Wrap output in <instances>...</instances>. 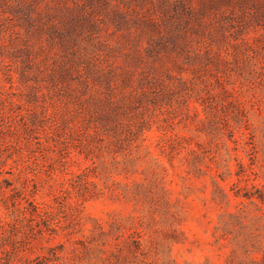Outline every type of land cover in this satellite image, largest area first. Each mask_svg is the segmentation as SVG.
<instances>
[{"label":"rangeland","instance_id":"1","mask_svg":"<svg viewBox=\"0 0 264 264\" xmlns=\"http://www.w3.org/2000/svg\"><path fill=\"white\" fill-rule=\"evenodd\" d=\"M0 264H264V0H0Z\"/></svg>","mask_w":264,"mask_h":264},{"label":"trees","instance_id":"2","mask_svg":"<svg viewBox=\"0 0 264 264\" xmlns=\"http://www.w3.org/2000/svg\"><path fill=\"white\" fill-rule=\"evenodd\" d=\"M61 8V7H60ZM59 8V9H60ZM63 8H69L68 6H64ZM68 17H71L69 15H67ZM58 17V18H57ZM58 20V23L55 22V20ZM38 21H39V29L41 32H43L44 35H47L48 38L51 40V41H63L65 39H67L68 37V33L67 34H64V31L61 30L59 27L61 26V24H64L68 21H66V19L62 16H60V14L58 13V11L55 12L54 15L50 16V14L48 12H45L44 14L41 15V17L38 18ZM68 27L66 28H62V29H66V30H71V22L69 24H67ZM147 30L148 29H153V30H156V31H159L158 30V25L156 22L154 21H148L147 22ZM149 31V30H148ZM68 44V41H64L63 42V46L62 47H66ZM26 52L28 53L29 50L28 48L26 49ZM57 74L62 78V79H66L70 76V71L64 67V66H61L57 72Z\"/></svg>","mask_w":264,"mask_h":264}]
</instances>
